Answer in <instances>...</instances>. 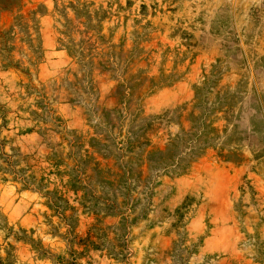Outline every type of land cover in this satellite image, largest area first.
Returning a JSON list of instances; mask_svg holds the SVG:
<instances>
[{"label": "rangeland", "instance_id": "obj_1", "mask_svg": "<svg viewBox=\"0 0 264 264\" xmlns=\"http://www.w3.org/2000/svg\"><path fill=\"white\" fill-rule=\"evenodd\" d=\"M0 264H264V0H0Z\"/></svg>", "mask_w": 264, "mask_h": 264}]
</instances>
